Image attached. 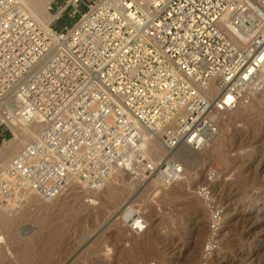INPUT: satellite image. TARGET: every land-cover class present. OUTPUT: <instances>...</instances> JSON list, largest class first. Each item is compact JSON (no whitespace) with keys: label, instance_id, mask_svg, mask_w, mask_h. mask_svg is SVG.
I'll return each instance as SVG.
<instances>
[{"label":"built area","instance_id":"built-area-1","mask_svg":"<svg viewBox=\"0 0 264 264\" xmlns=\"http://www.w3.org/2000/svg\"><path fill=\"white\" fill-rule=\"evenodd\" d=\"M48 12L44 26L0 0V138L39 125L0 174L15 199L98 189L117 170L180 181L176 150H202L216 113L264 90V0H51Z\"/></svg>","mask_w":264,"mask_h":264},{"label":"rangeland","instance_id":"rangeland-1","mask_svg":"<svg viewBox=\"0 0 264 264\" xmlns=\"http://www.w3.org/2000/svg\"><path fill=\"white\" fill-rule=\"evenodd\" d=\"M259 95L222 113L227 124L219 121V134L200 151V162L194 158L183 166L175 183L115 171L101 188L72 185L46 201L35 194L9 197L0 175V264H264V94ZM11 139H1L0 147ZM11 158L0 154V174ZM125 207L144 216L143 234H132L122 221ZM5 216L17 219L11 231L2 225Z\"/></svg>","mask_w":264,"mask_h":264},{"label":"bare ground","instance_id":"bare-ground-1","mask_svg":"<svg viewBox=\"0 0 264 264\" xmlns=\"http://www.w3.org/2000/svg\"><path fill=\"white\" fill-rule=\"evenodd\" d=\"M20 1L24 5V7L29 11V13L33 17L38 19L40 21V23H42L44 26H48L53 21L54 16L51 13L48 12V7L50 5L51 0H20ZM259 94L263 95L264 94V90L260 91V92H257V93L254 92L252 94V96L256 98ZM249 103H250V100H249ZM216 118H217L218 122L221 120L220 122L222 124H225V125L227 124V120L224 117L222 118V113H216ZM38 129H39V125H37V124L36 125H32L30 127H16V128H13L12 131L14 132L15 136L9 142H4L3 143L2 147H0V154H2V153L4 154V159L5 160L10 158V157H13V155L16 153V151L14 152V150L19 148L18 143L19 144L20 143H22V144L25 143L26 144L30 140V138L32 136H36L37 135L36 130H38ZM24 135H28V138H29V140L27 139L28 141H26L24 139ZM211 141H209V143ZM152 143L153 144H151L150 147H149L148 154H149L151 160L156 162L157 160H159L164 155V152L161 149V147L159 146V144L157 143V140H155L154 142L152 141ZM219 144H221V143H219ZM221 145H220V148H221ZM8 146H10V149L7 150ZM218 147L219 146H217V149H218ZM204 148L202 150H204ZM182 149H184L185 153L183 155L180 154V156L178 157V152L181 151ZM202 150H200V151H202ZM200 151H196V150H193L192 148H190L188 146L182 145L176 150L175 158L177 159V161L180 164H182V166H186L188 163H194V162H192L194 158L196 159V162H200V159H202ZM116 172L120 176H125V175L127 176L128 175V172L123 171V170L122 171L117 170ZM44 200H46V199H44ZM46 201H51V200H46ZM135 214H138L139 216L137 218H135L134 217ZM131 218H132V221H128ZM121 219H122V221L124 223H126L128 225L127 227L129 228V231L132 234H134V235H141L147 230L148 224L146 222V219L144 218V216L138 210H136L133 207H125L124 211H123V214L121 216ZM138 219H142L144 224H146V226H145V228H144V230H143V232L141 234H136V233L133 232V226L134 225H138V223H137ZM2 221H3V224H2L3 227L5 229H7L8 231H11V229H13L17 219L15 217H9V216L6 217L5 216V217H3Z\"/></svg>","mask_w":264,"mask_h":264},{"label":"trees","instance_id":"trees-1","mask_svg":"<svg viewBox=\"0 0 264 264\" xmlns=\"http://www.w3.org/2000/svg\"><path fill=\"white\" fill-rule=\"evenodd\" d=\"M0 141H1V138H0Z\"/></svg>","mask_w":264,"mask_h":264}]
</instances>
